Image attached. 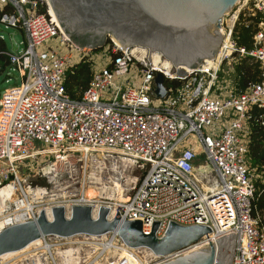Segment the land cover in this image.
Masks as SVG:
<instances>
[{
  "label": "built area",
  "instance_id": "built-area-1",
  "mask_svg": "<svg viewBox=\"0 0 264 264\" xmlns=\"http://www.w3.org/2000/svg\"><path fill=\"white\" fill-rule=\"evenodd\" d=\"M254 1L252 9L245 1L223 20L224 41L216 60L179 69L141 47L77 45L54 18L48 0H0V28L24 39L16 43V53H4L19 83L6 88L0 100V191L17 189L22 172L40 157L64 161L73 153L111 151L141 170L148 168L127 200L115 204L121 220L141 222L146 235L158 224L157 238L165 236L171 223L211 229L209 238L160 256L163 262L235 234L232 264H264V212L256 207V183L262 177L249 158L253 124L264 127V3ZM259 14L253 48L239 47L236 27L248 24L239 23L240 18ZM51 40L60 46H47ZM105 47L110 61L95 69L91 56ZM244 60L259 66L260 77L241 90L235 70ZM83 62L90 64L91 81L81 98L72 99L66 77ZM158 75L163 97L157 94ZM195 136L219 180V188L207 193L191 173L196 154L188 145ZM38 216L14 219L5 229ZM79 243L88 254L103 250L95 241Z\"/></svg>",
  "mask_w": 264,
  "mask_h": 264
},
{
  "label": "water",
  "instance_id": "water-1",
  "mask_svg": "<svg viewBox=\"0 0 264 264\" xmlns=\"http://www.w3.org/2000/svg\"><path fill=\"white\" fill-rule=\"evenodd\" d=\"M244 0H48L64 32L79 46L100 47L115 42L123 48L141 47L159 53L176 68L194 69L206 60H216L223 44V20ZM2 29L0 28V33ZM86 38L80 45L73 38ZM117 41V42H116ZM11 52L18 46L10 35ZM185 70H179L185 75ZM18 80L16 74L9 75ZM157 94L165 95L163 77L156 80ZM5 92H0V100ZM90 205H75L68 218L63 206L52 208L50 221L41 211L36 221L18 224L0 233V256L17 252L49 236L115 234L130 248H148L156 256H167L209 238L211 229L171 223L163 238L143 232L141 222L109 220L110 209L102 206L97 218ZM237 236L193 248L161 264H232Z\"/></svg>",
  "mask_w": 264,
  "mask_h": 264
},
{
  "label": "rangeland",
  "instance_id": "rangeland-1",
  "mask_svg": "<svg viewBox=\"0 0 264 264\" xmlns=\"http://www.w3.org/2000/svg\"><path fill=\"white\" fill-rule=\"evenodd\" d=\"M245 1H248L250 9L256 4L254 0H244L239 6L234 8L230 16L235 14ZM1 29L0 38L7 43L10 51V35H15V42L17 44H21L24 41L23 36L16 34L15 30L6 29L4 26ZM107 43H104V45ZM47 46L56 48L60 46V41L51 40L47 42ZM91 57L95 64V69H102L110 61L106 47L104 50L95 51ZM17 83L19 81L8 78L5 74L0 75V92ZM192 139L194 140V138ZM195 140L199 142L196 136ZM37 147L43 148L45 145L38 143ZM45 160L44 156L38 158L32 162L30 171L22 172L21 186L19 185L18 190L13 194V201L8 203L10 207L9 214L15 210L14 203L18 200H24L23 197H26L27 201L35 208V213H38L39 207L41 210L45 208L52 209L56 206H63L65 209L70 207L72 209L75 205H90L93 208L95 206L111 205L115 207V204L127 200L133 188L144 178L148 171V168L144 170L139 169L127 157L106 150H100L90 155L82 152L73 153L67 156V159L64 161L53 158L49 162H45ZM205 165H207V162L203 160L201 167L203 168ZM197 169L199 170L198 166ZM111 239H113L112 235H106L104 240L95 241L97 243L96 246H102L104 243L110 244L112 242ZM86 240L88 239L74 238L72 240H60L55 237H48L45 242L44 239L35 242L36 244H32L33 246L27 251L24 250L25 252L10 254L11 256L7 258L1 257L0 264H28L31 260L40 257L42 259L44 255L48 258V264H55L53 260L54 256L57 257L58 251L63 252L70 248H77L81 246L79 242ZM101 242L103 243L98 245ZM117 242L119 241L115 240V243L120 248L123 243ZM64 243L68 244L63 246ZM73 243L75 245H72ZM45 247L49 249V254L46 253ZM51 252L54 256L50 255ZM110 252H113L114 257L120 258L119 249L110 250ZM110 252L105 253L108 255H99L97 257V253V256L94 255L93 250L89 254L87 251H81L79 264H106L105 262L109 259ZM137 255L140 258L143 257L142 254ZM138 256L130 255L128 257L130 258L129 262L125 261L123 264H138L140 262ZM57 259L59 260L58 257ZM145 262L147 263L144 260ZM156 262H159V260H153L150 264H155ZM119 264H122V261Z\"/></svg>",
  "mask_w": 264,
  "mask_h": 264
},
{
  "label": "bare ground",
  "instance_id": "bare-ground-1",
  "mask_svg": "<svg viewBox=\"0 0 264 264\" xmlns=\"http://www.w3.org/2000/svg\"><path fill=\"white\" fill-rule=\"evenodd\" d=\"M262 1L264 3V0H262ZM53 16L57 20V17H56L54 12H53ZM188 147L191 148L194 151V153L196 154V160L194 162V170H193V172L191 171V173H193V175H194V179L196 180V182L200 185V187L206 193L210 192V191H212L214 189L219 188L218 177H217L215 171L213 170L212 165L208 162V160H206V157H205V160L207 162V165H205L203 168L198 167L199 170L197 169L196 163H197L198 158L200 156V152L202 151V154H204L202 148L200 147L199 142H197L195 140V138H194V140L188 145ZM63 160H65V159H63ZM17 190H18V188L14 189L13 186H10V187H7L6 189L0 191V233L2 231H4L5 228H6V225L10 224V222L13 221L14 219L19 220V219L27 217L28 215H32V214L39 215L41 211H45L48 219L50 221L52 220V209L51 208H45V209L41 210L40 207H39L38 213L37 212L35 213L34 212L35 208H33L32 205L27 201L26 197H23L24 200L19 202V203H21V205H19L17 207V209L14 210L13 213L9 214L8 212L10 211V207H9L8 203L13 201L12 200L13 194ZM53 198H55V196H53ZM107 207L110 209L109 220L110 221L114 220L117 217L116 209L112 205L111 206H107ZM93 209H94L93 215H94L95 218H97L100 207L99 206H95V208H93ZM66 213H67V217L69 218L71 216V208L70 207L66 208ZM36 218H38V217H36ZM74 238H84V239H88V240H91V241H102V240H104V238H106V235H103V236L78 235V236H75V237H71V239H68V238H63V239L72 240ZM41 239H39L37 241H40ZM111 240H112V242H110V244L104 243V245H102L103 246V250L100 252V255L103 256V255H105L106 252H110V250H118L119 249L120 250V252H119L120 253V258L114 257L113 252H110L109 253V259L107 260V262H105L106 264H119L120 261H122V264L125 261L129 262L130 258H128V257L130 255H135L134 252H136V254H142L143 255L142 258H140L137 255L139 257V259H140V260L138 259L140 261L138 264H150L153 260H157V259L159 260V262H156L155 264H159V263L163 262V258H161L160 256L154 255L153 252L150 249H148V248H133V249H131L126 244H124V242L122 241V239L120 237L116 236L115 234L113 235V239H111ZM115 240L119 241L120 243H123L125 246L123 244H121V247L119 248L117 246V244L115 243ZM37 241H34L33 243H31L30 244L31 246L28 245L26 248H24V249H22L20 251H17V252L7 253L5 255L0 256V258L1 257L7 258V257L11 256L10 254L19 253V252H22L24 250L27 251L33 246L32 244H34ZM119 242H117V243H119ZM58 250H60V249H58ZM95 250L96 249L93 250V254H96ZM132 250L134 251L133 253H132ZM45 251H46V253L49 254V249L48 248L45 247ZM81 251H82V246H78L77 248L76 247L75 248H70V249H67V250H65L63 252L62 251H58L57 252V254H58L57 257L59 258V260L57 259V257H55L53 255L52 252H51L50 255L54 256V260L53 261H54L55 264L57 262H58L57 264H69V263L79 264L80 263V258H81ZM97 257H99V255ZM151 259H153V260L150 261ZM144 260L147 261V263L146 262L144 263ZM28 264H48V258L45 257V255H44L42 259L40 257L38 259L31 260L30 262H28Z\"/></svg>",
  "mask_w": 264,
  "mask_h": 264
},
{
  "label": "trees",
  "instance_id": "trees-1",
  "mask_svg": "<svg viewBox=\"0 0 264 264\" xmlns=\"http://www.w3.org/2000/svg\"><path fill=\"white\" fill-rule=\"evenodd\" d=\"M261 14L257 18L243 19L240 18L239 23L247 22L245 25H237L235 33L238 37V46L244 47L248 50L253 48V34L256 27V23L259 22ZM80 45H87L86 38L78 39L73 38ZM7 43L0 38V75L5 74L10 78L9 74L12 71L9 58L4 55L5 52H9ZM235 77L239 80L240 89L243 90L250 82L259 81L260 70L259 66L251 65L247 61H242L236 67ZM91 81V67L89 63L83 62L73 72H69L66 77L65 87L67 94L72 99L81 98L82 94L88 88ZM256 115H259L256 111ZM250 163L252 168L257 170V173L261 175V179H258L256 185L258 190V199L256 201V207L258 211H264V127L255 123L252 127V141L250 144L249 153Z\"/></svg>",
  "mask_w": 264,
  "mask_h": 264
},
{
  "label": "crops",
  "instance_id": "crops-1",
  "mask_svg": "<svg viewBox=\"0 0 264 264\" xmlns=\"http://www.w3.org/2000/svg\"><path fill=\"white\" fill-rule=\"evenodd\" d=\"M14 36V35H13ZM10 38V37H9ZM15 39V38H14ZM12 73V71L10 72V74ZM9 74V75H10ZM11 78V77H10ZM14 79V78H13ZM203 160H205V156H204V154H202V151L200 152V156H199V158H198V161H197V163H196V165L198 166V167H200V168H202L201 167V162L203 161ZM264 212V211H263Z\"/></svg>",
  "mask_w": 264,
  "mask_h": 264
}]
</instances>
